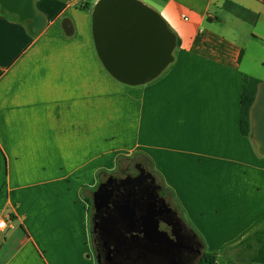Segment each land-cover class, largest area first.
I'll return each mask as SVG.
<instances>
[{
  "label": "crops",
  "instance_id": "1",
  "mask_svg": "<svg viewBox=\"0 0 264 264\" xmlns=\"http://www.w3.org/2000/svg\"><path fill=\"white\" fill-rule=\"evenodd\" d=\"M97 1L34 0L37 35L0 10V264H97L84 191L134 154L228 264L221 253L264 225V156L240 132L243 77L264 83V0H140L179 40L140 86L103 68Z\"/></svg>",
  "mask_w": 264,
  "mask_h": 264
},
{
  "label": "flooded vegetation",
  "instance_id": "2",
  "mask_svg": "<svg viewBox=\"0 0 264 264\" xmlns=\"http://www.w3.org/2000/svg\"><path fill=\"white\" fill-rule=\"evenodd\" d=\"M103 172L89 197L97 264H197L204 249L150 167ZM142 163V162H141ZM96 226V227H95Z\"/></svg>",
  "mask_w": 264,
  "mask_h": 264
},
{
  "label": "water",
  "instance_id": "3",
  "mask_svg": "<svg viewBox=\"0 0 264 264\" xmlns=\"http://www.w3.org/2000/svg\"><path fill=\"white\" fill-rule=\"evenodd\" d=\"M33 1L0 0V10L16 15L19 22L27 23L31 35H37L45 19L36 12ZM62 28L66 35L72 34L69 20L62 21ZM91 34L103 68L121 84H146L173 62L174 33L156 11L140 0H98L92 10ZM250 121V138L258 155L264 156V83L258 86ZM146 166L144 162L136 164L138 170L149 173Z\"/></svg>",
  "mask_w": 264,
  "mask_h": 264
},
{
  "label": "trees",
  "instance_id": "4",
  "mask_svg": "<svg viewBox=\"0 0 264 264\" xmlns=\"http://www.w3.org/2000/svg\"><path fill=\"white\" fill-rule=\"evenodd\" d=\"M176 45H179V40L177 38H176ZM260 84L261 82L258 79L249 76H244L242 80V92L240 98V132L243 136L246 137H250V133H251L250 109L254 103L257 94V89ZM135 156L140 157L141 161L146 162L151 169L150 162L147 158H145L140 154H135ZM120 160L121 157L118 158V163L120 162ZM5 170H6V159L2 151L0 150V182H1L0 189H2L3 187ZM170 198L172 199L171 195ZM85 200L86 203L88 204V213H89L90 225H91L92 214H91V209L89 207L90 206L89 197L85 196ZM178 210L182 216L183 221L186 223L189 229L194 232V234L196 235V237L198 238L204 249V252L197 264H215V260L218 254L206 251L197 233L185 221L182 212L180 211L179 208ZM221 256L226 260L228 264H252V263L264 264V225L258 228L257 230H255L254 232H252L251 234H249L240 243L225 249L221 253Z\"/></svg>",
  "mask_w": 264,
  "mask_h": 264
},
{
  "label": "rangeland",
  "instance_id": "5",
  "mask_svg": "<svg viewBox=\"0 0 264 264\" xmlns=\"http://www.w3.org/2000/svg\"><path fill=\"white\" fill-rule=\"evenodd\" d=\"M128 158V159H127ZM135 162H142L141 161V159H140V157H137V156H135V154L134 155H131V156H128V157H124V156H122L121 157V160H120V162H119V164H118V161L116 162V165H115V167H114V169L112 170V171H114L115 169H116V166H117V164L119 165V166H121V165H123L124 167H130V166H132ZM111 171V172H112ZM108 173H110V172H108ZM104 177V174L102 175V174H100V176H99V178L101 179V178H103ZM1 183V182H0ZM84 194L86 195V196H88V197H91V195H92V191H90V190H85L84 191ZM91 214H92V212H91ZM69 264H85L83 261H82V263L80 262V261H76V260H74V261H71Z\"/></svg>",
  "mask_w": 264,
  "mask_h": 264
},
{
  "label": "built area",
  "instance_id": "6",
  "mask_svg": "<svg viewBox=\"0 0 264 264\" xmlns=\"http://www.w3.org/2000/svg\"><path fill=\"white\" fill-rule=\"evenodd\" d=\"M9 226L7 225L6 221L4 219L0 220V230H5L7 229Z\"/></svg>",
  "mask_w": 264,
  "mask_h": 264
}]
</instances>
